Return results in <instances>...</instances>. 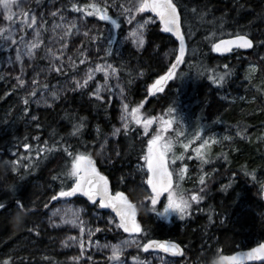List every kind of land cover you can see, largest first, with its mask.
<instances>
[{"label":"trees","instance_id":"obj_1","mask_svg":"<svg viewBox=\"0 0 264 264\" xmlns=\"http://www.w3.org/2000/svg\"><path fill=\"white\" fill-rule=\"evenodd\" d=\"M47 1L35 0L41 6ZM64 7L74 14H84L72 10L67 2ZM180 9L186 40L184 62L163 93L149 95L147 88L167 72L169 66L162 55L177 45L157 22L147 28L144 48L137 50L126 42L118 53L115 40L107 44L103 59L117 68L130 110L139 106L144 118L175 116L173 128L166 135L175 137L177 132H184L179 139L183 143L191 141L187 150L182 143L175 144L174 151L177 155L184 153V160L172 165L176 169L188 165L180 183L188 193L202 187L201 162L194 149L203 140L210 141L209 163L203 165V172L208 173L204 200L194 204L191 214L183 219L172 218L169 223L156 220L145 199L150 195L149 186L137 169L144 163L142 157L151 139L142 125L132 122L127 132L121 130L109 162L102 165L95 155L117 125L115 108L84 91H71L51 107L35 109L31 103H23L26 97L20 87L8 84L0 76V202L7 205L6 210H0V264L5 259H11L13 264H74L69 256L58 252L59 231L42 222L55 202L51 196L60 190L61 180L71 185L60 175L69 161L59 146L64 141L90 154L98 171L108 178L112 191L124 192L137 206L141 244L129 252L132 256L143 257V244L148 240H170L184 249V256L176 259L179 264H212L220 254L264 243V46L260 45L264 41V0H182ZM109 15L113 17L111 10ZM237 33L249 34L254 47L226 57L216 55L212 45ZM250 64L256 65L257 72L252 80L245 81L244 72ZM224 72L229 75L220 85L209 79ZM221 93H227L231 100L222 99ZM242 95L247 98L245 101L239 100ZM25 107L28 113L24 112ZM169 108L175 111L169 114ZM32 116L37 120L30 124L28 119ZM16 117H21V121L15 123ZM81 117L85 127L79 135L70 136ZM196 132H201L203 138H194ZM222 136L231 139L217 141ZM24 143L30 149H24ZM53 144L57 148L49 152ZM40 148L45 151L38 157ZM25 157L34 164L30 170L23 168L29 162ZM13 161L20 162L18 171H13ZM18 199L29 210L27 213L18 207ZM75 200L86 209L105 213L99 204L93 208L78 195ZM18 214L21 221L17 220ZM37 221L39 236L35 230L29 231ZM127 236L118 230L111 237L119 240Z\"/></svg>","mask_w":264,"mask_h":264},{"label":"snow or ice","instance_id":"obj_2","mask_svg":"<svg viewBox=\"0 0 264 264\" xmlns=\"http://www.w3.org/2000/svg\"><path fill=\"white\" fill-rule=\"evenodd\" d=\"M182 0H135V3H130L128 7H125L124 4L117 5L115 0H112V7H119L122 9V15L125 16L129 25L135 23V26L130 29L125 40H130L132 44L135 45L137 49L144 48L146 44L145 32L151 23L152 20L158 17L160 24L163 26V31L165 33L173 34L177 40L179 41V54L175 55V61L171 63V66L168 68L167 72L160 76L155 84L149 89H155L157 92L163 91L164 89L160 87L167 81L172 80L178 73L177 69L184 62L185 56V34L182 33V18H181V5ZM23 0H0V8L4 10V18L10 22L14 21L16 18V13L13 12L14 8H20ZM109 2L108 0H103V5L100 3H92L88 5H78L77 3L71 4V9L77 12H83L85 17H98L100 21L110 22L115 28L119 29L121 27L120 23L117 19L113 18L109 15ZM91 9V10H89ZM152 12L155 14L154 17H148L147 19H137V14ZM195 11V10H194ZM62 9H56V11L52 12L50 15L54 18V22L51 25V33L52 35L48 37L50 44L60 43L61 48H66L67 43L64 42L68 35L72 34V30L75 29L76 33H79L80 28L78 26L77 20H69L65 15L61 14ZM60 16V22L55 21V17ZM22 19L20 20L19 27L16 28L12 24H10L6 28H0V47L7 46L9 49L15 47L16 51V61L21 62V73H23L24 62L22 60L23 56H27L29 60L35 61L37 53L36 50L43 43V32L47 31L45 28L46 21L44 20L43 14H37L32 9L28 11L21 12ZM30 21V22H29ZM86 27V25H84ZM28 29H33L32 39H27L26 35H20L17 39L15 33L17 31L27 32ZM90 29H87L84 32L85 36H88ZM96 37H93L95 40ZM10 42V43H9ZM108 43L111 44L112 40L109 39ZM260 45L264 46V41H260ZM254 47L253 39L249 37L247 33H237L231 39L223 40L221 39L218 43H214L212 45V50L215 52H230L234 48L236 49H252ZM99 51V49H97ZM62 56L63 53H60ZM83 55V53H81ZM44 59L49 61L47 66V71H52L53 69L60 73L63 68V61H60V65L57 66L56 61L59 59L53 47H47ZM87 59V57H86ZM72 58L69 57V61L71 62ZM81 64L84 63V60L80 61ZM33 71L36 72V76L39 77L41 74L45 73V68L39 67L38 65L33 64ZM37 67H39V71H36ZM72 67L75 68V63L72 62ZM228 67L227 65L225 66ZM256 70L255 65H250V72H254ZM87 77L84 79L83 83L80 80L73 77L75 82V87L72 89L73 91L77 89H83L88 85V81L93 79V76L97 72L104 73V85L97 86L95 91L91 93V95L95 96L98 100H103L104 97L101 93L107 90L109 93L112 91V87L109 85V80L112 76H116L117 80L119 77L117 75V68L113 67L111 64H96L95 68H89ZM142 74V73H141ZM229 75V72H224L220 74L218 78L210 76L209 79L213 81V83L220 85L224 82L225 77ZM46 78V77H45ZM18 85H25L26 81L23 78L17 77ZM32 91L29 93V96L36 97L38 92V81L37 79H32L31 81ZM116 87L120 89L121 96L123 97L124 88L120 87L119 83H117ZM50 91V95L53 100L60 99V91L61 89L56 88V86H52ZM49 90V84L44 83L43 88L39 90L40 99L35 100L36 104H40L43 102L44 104H48V99L45 96V91ZM67 91V86L63 89ZM241 99H244L241 97ZM23 103L28 105L30 100L25 98ZM129 105H122V114L120 116V120L122 122V128L127 132L130 127V123L134 122L136 125H142L145 132L148 131L149 127L153 124L154 121H157L160 124L159 130L155 135L152 136L151 139L148 140L147 144V152L143 155L142 159L144 161V165H141V169L145 166L147 168L146 172V184L151 188L150 196H146V200H150L152 205V211L156 212L160 217L170 216L172 214L179 215L181 219L191 214V210L194 204H199L200 201L204 200L207 188L206 177L208 176L207 172H203V165L209 163L208 155H207V146L210 141L205 139L203 143L199 145L198 148L194 149L197 158L201 162V171L202 175L199 177V183L202 187H200L199 191H192L188 193L187 191L181 189L179 183H174V176L177 181H183L185 179V174L188 171V165L185 163L183 167L176 169L173 168L172 165L175 164L177 160H184V153L176 154L174 151V146L176 143H182V147L187 150L190 147L191 141L189 140L187 143H183L179 137L184 136V132H177L175 137H170L165 135L169 129L173 128L175 116H170L169 119H164V117H149L147 119H142L139 115L140 108L133 107L131 109V113L128 112ZM29 109L27 107L24 108V112L28 113ZM175 111L174 108H169L168 113L171 114ZM129 115L131 120H129ZM81 122L79 124H74L72 128V132L69 134L70 136H77L80 134L81 129L85 127L83 123V117L80 118ZM32 120H37L36 116L32 117ZM38 128L39 124L36 125ZM202 131V130H201ZM121 132V128L117 127L111 133V135L116 136ZM237 135H240L238 132ZM194 138L202 139L201 132H196ZM38 139V138H36ZM224 139H231V137H225ZM107 142V141H106ZM48 142L45 141V144ZM62 147L63 151L67 153L69 161L65 162V168L60 175H62L67 180L71 181V185L68 186L64 180H61V187L58 192H55L54 195L51 196V201L59 202L60 199H66L70 197H74L77 194H82L84 197H87L88 201L92 202L91 207L95 208L97 204H99L101 209L111 208L116 217L119 218V223L116 224L117 228L123 229L125 233L130 234L129 239H125L121 241L119 244H108L105 243L100 245L99 241H95L96 245L102 249L110 248V255L108 256V260L112 262V264H125V261L122 260V256L124 255V249L131 247L132 245H136L137 248L140 247L139 241L132 234H138L142 232L141 225L137 222V206L133 204L129 198L125 195L124 192H116L113 195L109 190L108 179L107 177L101 175V173L97 170L96 162L93 160L92 156L87 152H81L73 148L71 144H68L66 141L59 145ZM24 149H30V145L28 143L23 144ZM103 147V145H102ZM57 148V144H53L51 149L48 151H52ZM45 149L40 148L37 150L36 155L39 157ZM120 153H117L119 156ZM28 159V163L23 164L24 169L30 170L31 167L34 166L30 157H25ZM191 159V157H189ZM13 171H18L19 161H13ZM59 177H53V179H57ZM255 178V177H253ZM167 194V202L164 203V207L162 211L157 210L158 203H163L161 200L162 195ZM18 207L23 209L25 213L29 210L25 208V205L22 200L16 201ZM45 208L48 207L46 203L44 205ZM7 205L3 202H0V210H6ZM82 209H71L66 208L63 210L57 208L52 212V215L48 217L49 225L52 227H58L59 224H70L74 228L78 227L80 236L79 239L74 236L68 237L66 240H62L61 243L64 246H70L71 244L79 243L80 247V256L72 257L73 261H80V257L84 255L85 252V221L81 219ZM86 214V213H85ZM59 216V221L53 219V217ZM70 217V218H68ZM99 218V215H97ZM17 220L21 221L22 217L18 214ZM90 223V222H89ZM109 225L115 223V219H110L108 221ZM35 230L37 236L41 234L40 232V222H35V228L29 229V231ZM102 231L101 228L96 227L93 231L92 228L87 229V241L88 247L92 245V238L95 233H99ZM149 249L160 250L163 253L171 254L172 256H182L184 253V249L181 247V244L176 243L174 241L169 240H148L147 243L143 244V250L147 252ZM246 257L248 260L258 259L264 257V243H260L257 247L252 248L248 253H246ZM92 257L88 256V260H91ZM133 261H137L138 257H132ZM162 264H167L166 261L163 260V257L160 258ZM244 256L237 255L231 257L220 256L218 259H215L214 264H224L225 261H231L233 264H243ZM2 264H13L11 259L3 260ZM22 264V262H21ZM140 264H149L148 261H142ZM213 264V261H212Z\"/></svg>","mask_w":264,"mask_h":264},{"label":"rangeland","instance_id":"obj_3","mask_svg":"<svg viewBox=\"0 0 264 264\" xmlns=\"http://www.w3.org/2000/svg\"><path fill=\"white\" fill-rule=\"evenodd\" d=\"M81 1H86L90 4L92 3H100L103 5V0H48L45 5L36 3L35 0H23V3L21 4L20 8H14L13 12L16 13V18L14 21L10 22L4 18V10L0 8V28H6L10 24H12L14 27L18 28L20 24L21 12L22 11H28L29 9H32L35 13L43 14L44 20L46 21L45 28L47 31L43 32V43L40 45V47L36 50L37 56L35 61L29 60L27 56H23L22 60L24 62V69L23 73H21V62L16 61V51L15 47L9 49L7 46L0 47V76L5 79V81L12 85V86H18L22 90V94L26 98H30L31 105L35 108H46L51 107L55 102H57L59 99L53 100L50 91L53 90L52 86H56V88L61 89L60 91V98L64 96L66 93H69L73 91L72 89L75 87V82L73 80V77L80 80L81 83H83L84 79L87 77L88 69L89 68H95L96 64H111L110 62L104 61L103 56L107 48L108 40L111 39L113 41H117V49L116 51L119 53L120 47L123 43L130 42V40H125V37L127 36L128 32L132 27L135 26V23L132 25H129L125 16L122 15V9L119 7H112V0H108L109 2V10H111L113 18L117 19L119 22V19L122 18V23H120L121 27L119 29L115 28L113 25H111L110 22L100 21L98 17L95 18H88L85 17L84 14H74V12L68 11L64 7V3L67 2L69 4L72 3H80ZM116 4H124L125 7H128L130 3H135V0H115ZM18 3H20V0H18ZM56 9H62L63 15H65L69 20H77L78 26L80 28L79 33H76V30H72V34L68 35L66 40L64 42L67 43L66 48H61L60 43L50 44L48 37L52 35L50 29L51 25L54 22V18L50 15L52 12L56 11ZM148 17H152L149 14L139 13L137 14V19H147ZM56 22H60V16L57 15L55 17ZM30 22V21H29ZM156 21L155 19L151 21L149 24L152 25ZM86 25V27L84 26ZM148 26V27H149ZM124 28V30H122ZM90 29L88 36L84 35V32ZM146 34V32H145ZM20 35H26L27 39L31 40L33 36V29H28L27 32H20L17 31L15 33L16 38L18 39ZM93 37H96L95 40H93ZM10 43V42H9ZM132 44V43H131ZM135 49L134 44H132ZM177 45V44H176ZM53 47L54 51L56 52L59 59L56 61L57 66L60 65V61H63V68L62 72L58 73L54 69L52 71H47V66L49 64V61L47 59H44L46 49L47 47ZM99 49V51L97 50ZM142 49V48H141ZM137 49V50H141ZM60 53H63L61 56ZM83 53V55H81ZM179 54V47L174 46L170 47L166 50V53L162 55L166 65L169 67L171 66V63L175 61V55ZM69 57L72 58L71 62L69 61ZM87 57V59H86ZM84 60V63L81 64L80 61ZM72 62L75 63V68L72 67ZM38 65L39 67L45 68V73L41 74V76L37 77L36 72L33 71L32 65ZM255 65V64H250ZM250 65L245 69L244 72V80L249 81L252 80L257 72V67L255 65L256 70L254 72H250ZM39 67H37L36 71H39ZM113 67H115L113 65ZM118 75V74H117ZM25 79L26 83L23 86L18 85L17 77ZM46 77V78H45ZM32 79H37L38 81V92L36 97L29 96V93L32 91V85L31 81ZM157 80V79H156ZM156 80L147 88V93L149 95L157 96L164 92L166 89V86L170 81H167L160 87H162L164 90L157 92L155 89H152L149 91V89L152 87L153 84H155ZM48 83L49 84V90L45 91V96L48 99V104H44L41 102L40 104H36L35 100L40 99L39 96V90L43 88V84ZM117 83H119L120 87H123L121 80H117L116 76H112L109 80V85L112 87L111 93H109L107 90L103 91L101 95L104 97L102 101L106 103L109 106H112L117 110V125L112 128L109 135L106 137V139L101 143L99 149L97 150V153L95 155V158L101 163L102 165H105L109 162L113 151L115 149V141L117 140L118 135L113 136L111 133L114 131L115 128L120 127L122 128V122L120 120V116L122 114V105L127 104L125 99V94H123V97L121 96L120 89L116 87ZM104 85V73L103 72H97L94 74L93 79L88 81V85L85 86L83 89H77L75 91H84L86 93H89L90 97H93L97 99L95 96L91 95L92 92L95 91L97 86H103ZM67 86V91H64L63 89ZM220 97L224 100H231L230 96L227 93H221ZM239 100L245 101L247 98L245 96H238ZM243 97L244 99H241ZM98 100V99H97ZM128 112L131 113L130 108H128ZM140 115V114H139ZM142 119L144 118L142 115H140ZM33 117V116H32ZM32 117L28 119V123L32 124L33 121ZM161 117V116H159ZM164 117V116H162ZM165 119V117H164ZM129 120H131V117L129 115ZM21 121V117H16L14 120L15 123H18ZM160 124L157 121H154L153 124L149 127L148 131L145 132L146 135L150 136L152 138L153 135L156 134V132L159 130ZM144 129V128H143ZM169 129L168 131H170ZM168 133V132H167ZM165 133V135L167 134ZM225 136H222L221 138H217V141L220 139L221 141H227L228 139H224ZM107 141V142H106ZM103 145V147H102ZM141 165H144V163L137 166L138 171L141 173L143 178L146 180V172L147 168L146 166L141 169ZM98 170V169H97ZM181 183V181H177L176 177L174 176V183ZM150 194H151V188L149 187ZM114 195L116 192H113ZM150 196V195H149ZM161 200L163 203H158L157 210L162 211L164 207V203L167 202V194L162 195ZM148 201V206L150 207V210L152 209V205L150 200ZM92 205V204H90ZM60 208L63 210L66 208L71 209H82L81 213V219H83L85 223V252L84 255L80 257V261H73L72 257L80 256V247L79 243L71 244L69 241L70 246H64L62 245L61 241L66 240L70 236L77 237L79 239L80 232L78 227H73L70 224H59L58 227H52L49 225L48 217L52 215V212ZM105 213L98 209H86L84 206L79 204L75 200L74 197L66 198V199H60L59 202L55 201L52 208L49 209L47 215L45 216L44 220L42 221L43 224L53 230L59 231V234H61L59 239V253H64V255H67L70 257V262H73L74 264H112L108 260V256L110 255V248L108 249H102L98 247L95 243V241H99L100 245H103L105 243L108 244H119L121 241L125 239L130 238V234H127L129 236L123 238V239H113L111 236L118 233V230H121L120 228L116 227V224H118L115 220V223L109 225L108 221L110 219H113L114 217L110 215L108 212L104 210ZM154 214L156 220H161L166 223L171 222L172 218H180L179 215L172 214L170 216L166 217H160L157 215L156 212L152 211ZM86 213V214H85ZM97 215H99V218H97ZM70 218V217H68ZM53 219L59 221L60 217L56 216L53 217ZM115 219V218H114ZM90 222V223H89ZM137 222L138 220V208H137ZM140 224V223H139ZM92 228L93 231L96 227H99L102 229L99 233H95L92 238V245L91 247H88V241H87V229ZM136 237V239L140 242L139 239V233L138 234H132ZM145 244V243H144ZM136 248V245H132L131 247L124 249V255L122 256V260L125 261V264H140L142 261H148L149 264H162L161 257H163V260L167 262V264H179L176 259L160 255L157 253H146L141 258H138L137 261H133L132 256L129 252L133 251ZM88 256H91L92 259L88 260Z\"/></svg>","mask_w":264,"mask_h":264},{"label":"water","instance_id":"obj_4","mask_svg":"<svg viewBox=\"0 0 264 264\" xmlns=\"http://www.w3.org/2000/svg\"><path fill=\"white\" fill-rule=\"evenodd\" d=\"M146 14H149V15L152 16V17L155 16V14L152 13V12H150V11L146 12ZM155 21L159 24V26H160V28H161V31H162L164 34H166V35H168L169 37H171L172 40H173V41L177 44V46L179 47V41L177 40V38H176L173 34H171V33H165V32L163 31V26L160 24L158 17L155 18ZM181 31H182V28H181ZM182 33H183V31H182ZM231 38H232V37L224 38L223 40H227V39H231ZM219 41H220V40H218V41L215 42V43H218ZM250 50H251V49H247V50H245V49H236V48H234V49H233L232 51H230V52H223V53L215 52V51H214V52H215V54L218 55V56L226 57V56H230L232 53H234V52H236V51L248 52V51H250ZM185 51H186V40H185ZM101 175H103V174H101ZM103 176H104V175H103ZM105 177H106V176H105ZM107 179H108V178H107ZM108 185H109V190H110V192L114 195L109 180H108ZM77 195H78L80 198H82V199H84L85 201H87L89 204H92L91 201H88V200H87V197H84L82 194H77ZM262 201H263V205H264V182H263V186H262ZM104 210H105L106 212H108L110 215H112V216L115 218L116 222L119 223V218L116 217L115 212H114L111 208H107V209H104ZM121 231L124 232L123 229H121ZM124 233H125V232H124ZM125 234H129V233H125ZM154 240H158V239H154ZM169 241H170V240H169ZM147 242H148V241H147ZM147 242H146V243H147ZM258 245H259V244L255 245L254 247H257ZM254 247H252V248H254ZM252 248H250V249H239V250L235 251L234 253H232V254H228V255L220 254V255H218L215 259H218L220 256L231 257V256L243 255V256H244L243 264H264V257H261V258H258V259H253V260H248V259H247V257H246V253H248ZM144 252H145V251H144ZM146 253H157V254L164 255V256H167V257H170V258H173V259H180V258H182V257L184 256V253H183L182 256H172L171 254H166V253H163V252L160 251V250H154V249H149ZM215 259H214V260H215ZM224 264H233V262H231V261H225Z\"/></svg>","mask_w":264,"mask_h":264},{"label":"clouds","instance_id":"obj_5","mask_svg":"<svg viewBox=\"0 0 264 264\" xmlns=\"http://www.w3.org/2000/svg\"><path fill=\"white\" fill-rule=\"evenodd\" d=\"M214 261H215V260H213V264H214Z\"/></svg>","mask_w":264,"mask_h":264}]
</instances>
